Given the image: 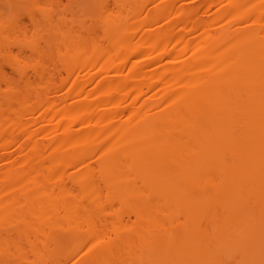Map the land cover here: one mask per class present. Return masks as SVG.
<instances>
[{
    "label": "bare ground",
    "instance_id": "obj_1",
    "mask_svg": "<svg viewBox=\"0 0 264 264\" xmlns=\"http://www.w3.org/2000/svg\"><path fill=\"white\" fill-rule=\"evenodd\" d=\"M0 264H264V0H0Z\"/></svg>",
    "mask_w": 264,
    "mask_h": 264
}]
</instances>
